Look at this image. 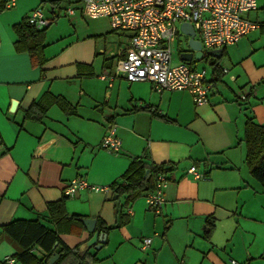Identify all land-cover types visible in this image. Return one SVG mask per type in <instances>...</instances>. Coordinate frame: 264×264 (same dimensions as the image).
<instances>
[{
	"label": "crops",
	"instance_id": "crops-1",
	"mask_svg": "<svg viewBox=\"0 0 264 264\" xmlns=\"http://www.w3.org/2000/svg\"><path fill=\"white\" fill-rule=\"evenodd\" d=\"M257 5L247 18L258 28L211 56L221 74L214 80L212 67L209 76L204 70L212 89L208 103L196 106L185 91L158 93L148 82L116 74L125 36L67 16V1L6 4L0 12V264L8 258L19 264L20 248L3 230L16 221L38 222L79 256L95 255V264H264V190L245 164L243 143L247 121L264 126V0ZM37 8L53 21L42 34L39 66L15 31ZM181 40L187 44L188 37L179 35L174 48ZM40 108L44 113L34 118ZM110 127L118 153L100 146ZM134 159L171 168L158 214L147 205L149 192L127 203L110 189ZM192 166L200 179L188 173ZM74 179L105 190L66 197ZM59 201L66 218L56 223L48 206ZM117 212L127 223L101 232L106 238L98 250V242L87 247L92 234L83 223L71 220H94L96 232L97 221L116 225ZM145 238L151 243L142 251ZM31 253L44 255L38 246Z\"/></svg>",
	"mask_w": 264,
	"mask_h": 264
},
{
	"label": "built area",
	"instance_id": "built-area-1",
	"mask_svg": "<svg viewBox=\"0 0 264 264\" xmlns=\"http://www.w3.org/2000/svg\"><path fill=\"white\" fill-rule=\"evenodd\" d=\"M67 16L78 13L86 19H106L111 32L125 36L124 57L117 62L116 74L127 82H148L158 93L185 91L192 96L196 106L208 103L212 84L204 70H197L184 62L172 64L173 45L182 24H189L195 32V39L203 51H219L234 45L258 28L247 15L258 9L257 0H65ZM12 0L7 5L11 4ZM264 14V9H263ZM28 23L36 30L48 29L53 21L45 17L42 9L31 11ZM226 72V70H224ZM102 79L113 77L103 74ZM102 149L118 153L120 141L110 127L100 143ZM188 173L195 179L201 176L194 166ZM168 184L165 175L160 174L155 186L146 196V202L158 214L164 204V190ZM81 190L92 192L105 188L89 185L82 179L70 181L64 190L66 197H74ZM151 243L145 238L140 250L145 251ZM13 259H6L12 264ZM230 264H239L231 260Z\"/></svg>",
	"mask_w": 264,
	"mask_h": 264
},
{
	"label": "trees",
	"instance_id": "trees-1",
	"mask_svg": "<svg viewBox=\"0 0 264 264\" xmlns=\"http://www.w3.org/2000/svg\"><path fill=\"white\" fill-rule=\"evenodd\" d=\"M61 1V0H57ZM6 0H0V12L6 7ZM46 29L36 30L31 26L27 19L15 26V31L19 36V40L27 44L31 61L34 65H41L42 60V34ZM204 55L203 59H208ZM212 73L215 80L221 74L218 61L211 62ZM44 113V109L40 108L39 114L34 118H40ZM243 143L245 147V164L252 178L264 190V126H258L251 120L245 124ZM171 168L164 165H153L143 163L140 159H134L126 173L122 176L121 184H113L110 189L118 196L125 195L127 203L132 202L142 193L150 192L154 189L155 180L158 175H166ZM147 175L145 176V173ZM48 212L56 223L64 220L65 214L63 202L59 201L48 206ZM75 223L82 224V219L72 217ZM127 223L125 215L117 212L116 225L108 227L97 221L96 232H107L117 229ZM83 225V224H82ZM207 232L211 230L212 221L206 222ZM7 234L20 248V252L16 255L19 264H47L50 257L54 254L56 248L60 249L58 259L54 264H95L98 259L95 255L86 252L85 255L79 256L78 249L73 250L65 247L55 232L47 230L38 222L16 221L3 227ZM57 243L56 248L54 244ZM34 246H38L44 253L43 258L38 259L31 253Z\"/></svg>",
	"mask_w": 264,
	"mask_h": 264
},
{
	"label": "water",
	"instance_id": "water-1",
	"mask_svg": "<svg viewBox=\"0 0 264 264\" xmlns=\"http://www.w3.org/2000/svg\"><path fill=\"white\" fill-rule=\"evenodd\" d=\"M180 33L188 37V41H187L188 50H185L180 53L181 62H184L187 65H192L194 62L202 60L204 55L214 56L219 52V51H209L207 53H204L200 42L195 39V32L193 27L189 24H182L180 26ZM82 223L86 231L92 234L91 239L87 243V247L90 248L96 242H98L99 245L95 246V249L98 250L100 246L105 242L106 235L103 233L95 232L96 222L94 220L83 219ZM56 246L57 243L54 244V248H56ZM59 252L60 249L56 248L54 254L50 257L47 264H54L58 259Z\"/></svg>",
	"mask_w": 264,
	"mask_h": 264
},
{
	"label": "rangeland",
	"instance_id": "rangeland-1",
	"mask_svg": "<svg viewBox=\"0 0 264 264\" xmlns=\"http://www.w3.org/2000/svg\"><path fill=\"white\" fill-rule=\"evenodd\" d=\"M78 15H79L78 13L75 14V16H78ZM84 22L90 26H94V25L99 26L100 29H104V26L109 25V23L107 24L108 21L106 19H99V20H94V21L85 19ZM109 31H111L110 25H109ZM173 48H174V46H173ZM187 48L188 47H187L186 42L182 41V40L178 43V47L176 45V47L173 50V60H172L173 65L178 64L180 62L179 61V59H180L179 52L181 50H184ZM207 52H209V51H204V53H207ZM211 60H212V57H208V59H202L200 61H196L192 65H193V67H196V69H198V70H205L209 76L210 71H211V66H210Z\"/></svg>",
	"mask_w": 264,
	"mask_h": 264
}]
</instances>
